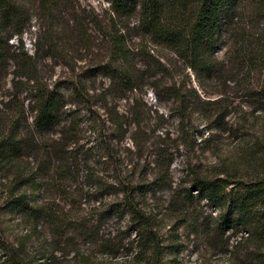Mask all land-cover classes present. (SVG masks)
<instances>
[{
    "label": "rangeland",
    "instance_id": "374dc122",
    "mask_svg": "<svg viewBox=\"0 0 264 264\" xmlns=\"http://www.w3.org/2000/svg\"><path fill=\"white\" fill-rule=\"evenodd\" d=\"M30 6L34 15L21 40L38 84L59 99L60 122L38 139L50 149L24 159L37 169L30 197L47 212L38 232L8 211L0 214V232L14 244L23 240L45 264H152L137 253L130 224L136 210L151 218L160 264H241L245 248L235 251V241L244 230L247 240L252 229L233 224L216 234L220 207L195 190L184 201L181 190L193 172L227 178L229 189L264 180V0L242 1L235 27L217 47L218 78L199 76L143 39L136 16L118 20L111 0H54L47 7L33 0ZM114 29L126 30L132 47L139 81L131 90L119 89L106 73L87 71L115 63ZM140 47L162 68L148 63ZM12 72L11 65L0 94H18L30 128L33 87L15 90ZM116 115H123L121 126ZM7 182L1 179L0 194ZM254 216L264 218V201ZM245 244L264 252L261 239Z\"/></svg>",
    "mask_w": 264,
    "mask_h": 264
},
{
    "label": "trees",
    "instance_id": "16d2710c",
    "mask_svg": "<svg viewBox=\"0 0 264 264\" xmlns=\"http://www.w3.org/2000/svg\"><path fill=\"white\" fill-rule=\"evenodd\" d=\"M31 1L33 0H0V89L5 72L11 65L15 90L33 87L28 100L31 111L30 128L28 122H25L27 118L24 116V102L18 98V94L11 93L6 98L0 94V181L8 178V184L0 194V214L2 211L21 214L30 223L31 232L37 233V223L47 212L34 204L30 197L28 188L35 187L37 169L27 166L24 159L28 154L37 155L50 149L46 142L38 139L53 133L59 124L61 104L55 94L38 84L33 56L27 53L21 40L24 29L34 15ZM242 1L111 0L118 20L134 14L136 27L143 39L163 47L184 66H189L199 76L207 75L208 78H218L221 73L216 57L217 47L224 33L235 27ZM38 2L42 7H47L54 0ZM125 32L126 30L119 32L114 29L109 36L114 60L111 62L115 63L99 64L87 71L91 74L97 70L106 73L119 89L131 90L136 87L139 79L135 64L130 58L132 47L127 44L128 33ZM12 37L17 39L16 45L9 43ZM141 49L137 48V51ZM141 51L148 63L162 68V62L149 50L143 48ZM174 96L181 104L184 103L180 90H174ZM121 116L112 118L116 122L119 117L117 122L120 126L123 123ZM229 184L230 180L219 175L209 177L193 172L189 186L181 190L182 199L192 200V192L195 190L209 203L220 207L216 234L222 235L233 224L251 228L252 234L247 240H243V237L249 232L244 230L245 236L235 241V251L240 252L245 248L241 264H264V252L261 249L249 250L245 244L253 238L264 241V218L254 216L257 205L264 201V180L242 181L230 189ZM130 221L138 236L137 253L141 257L149 255L152 264H160V246L156 233L152 230L151 218L142 212L130 210ZM0 264L45 262L36 251H29L23 240L19 239L14 244L0 232Z\"/></svg>",
    "mask_w": 264,
    "mask_h": 264
}]
</instances>
